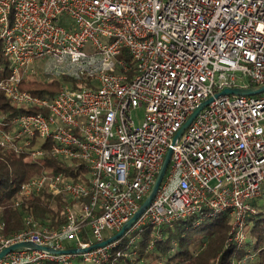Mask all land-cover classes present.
Segmentation results:
<instances>
[{
	"label": "built area",
	"instance_id": "built-area-1",
	"mask_svg": "<svg viewBox=\"0 0 264 264\" xmlns=\"http://www.w3.org/2000/svg\"><path fill=\"white\" fill-rule=\"evenodd\" d=\"M0 42L8 62L0 92L13 108L35 110L0 115V148L64 161L80 178L44 171L21 182L12 207L43 192L64 196L66 222L49 228L25 215L10 234L0 223V252L23 242L86 248L117 233L150 192L176 132L209 98L133 226L79 256L87 264L132 260L146 225L190 217L196 226L228 216V244L243 245L257 213L251 201L264 187V92L216 95L264 85V0H0ZM60 77L89 85L61 82L52 98L21 89L24 80ZM125 243L130 249L120 250ZM75 256L21 249L0 264H72Z\"/></svg>",
	"mask_w": 264,
	"mask_h": 264
},
{
	"label": "trees",
	"instance_id": "trees-1",
	"mask_svg": "<svg viewBox=\"0 0 264 264\" xmlns=\"http://www.w3.org/2000/svg\"><path fill=\"white\" fill-rule=\"evenodd\" d=\"M121 57L128 60L126 54ZM7 68L8 62L2 54L0 42V78L5 76ZM61 82L69 83L73 89L89 85L68 77H60L47 81L24 80L21 89L36 96L52 98ZM34 111L23 107L13 108L10 101L0 92V115L6 116L7 119ZM44 171H62L66 177L74 181L80 180L64 161L45 155L35 162L26 154H15L0 148V223L4 224V234L21 230L24 227L25 215H30L49 228H58L66 222L64 209L69 200L64 196L52 197L43 192L36 197L25 199L18 208L11 206V202L18 197L21 182ZM251 205L257 213L246 220L247 239L242 246L227 242L231 226L228 216L205 219L196 226L194 221L197 217H190L160 228L146 225L132 244L135 252L132 260L115 258L104 264H264V187L261 196L252 200ZM157 234L162 236L161 239L155 238ZM87 238L85 227L81 239L86 241ZM197 244L200 245L195 249ZM70 247L72 243H67L66 248ZM127 247L126 243L123 244V249ZM72 264L87 263L76 255Z\"/></svg>",
	"mask_w": 264,
	"mask_h": 264
},
{
	"label": "water",
	"instance_id": "water-1",
	"mask_svg": "<svg viewBox=\"0 0 264 264\" xmlns=\"http://www.w3.org/2000/svg\"><path fill=\"white\" fill-rule=\"evenodd\" d=\"M264 92V85L260 86L256 89L249 88V89H224L216 96L220 95H237V96H245V95H258L260 93ZM213 98H209L205 102H203L198 108L194 110V112L188 117L186 122L181 126V128L176 132L174 135L171 146L168 147L162 164L159 168V171L155 177L154 183L152 185V188L148 195L145 197L144 201L141 203L139 209L137 212L127 221L123 224V226L120 228V230L112 235L111 237L105 239L102 242L96 243L94 245L88 246L86 248H71V249H64V250H55L53 248L49 247H43V246H37L35 244L29 243V242H23V243H17L14 245H11L9 247L4 248L0 252V260L7 255L8 253L15 251V250H21V249H28V250H36V251H44L50 254L54 255H66V254H73V255H80L85 252H89L90 250L104 247L108 244H111L112 242L120 239L136 222V220L140 217V215L146 210V208L150 205L152 202L160 183L165 175V171L167 169V166L170 161L171 153H172V146H174L175 142L179 137L183 134L184 130L187 128V126L191 123V121L195 118V116L199 113V111L205 107L207 104H209L212 101Z\"/></svg>",
	"mask_w": 264,
	"mask_h": 264
},
{
	"label": "rangeland",
	"instance_id": "rangeland-1",
	"mask_svg": "<svg viewBox=\"0 0 264 264\" xmlns=\"http://www.w3.org/2000/svg\"><path fill=\"white\" fill-rule=\"evenodd\" d=\"M143 114H144L143 108H139V109H136V110H133V111H132V118H133L135 124H138V121H139V120H142ZM260 203H261V201H260ZM230 221H231V220H230ZM231 227H232V221H231L230 230H231ZM229 233H230V231H229ZM104 235L107 236V235H110V233H109V232H104ZM125 237H126V236H125ZM125 237H123L122 240H124ZM227 242H228V241H227ZM199 245H200V244L195 245V249H196ZM150 247H151V246H150ZM122 249H123V248H120V250H122ZM129 249H130V247L128 246L125 250H129ZM131 257L134 258V254H133V253L131 254ZM240 263L242 264L243 262H240Z\"/></svg>",
	"mask_w": 264,
	"mask_h": 264
}]
</instances>
